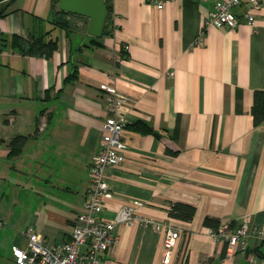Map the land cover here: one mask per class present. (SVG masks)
<instances>
[{"label":"crops","instance_id":"crops-1","mask_svg":"<svg viewBox=\"0 0 264 264\" xmlns=\"http://www.w3.org/2000/svg\"><path fill=\"white\" fill-rule=\"evenodd\" d=\"M51 1L12 0L0 16L6 37L50 29L56 40L49 56L0 46V264H16L10 246H24L27 226L47 244L68 237L105 132L101 83L127 99L100 216L129 205L158 227L115 224L98 264H163L166 226L178 229L167 264H264V239L248 234L244 250L226 252L203 223L264 228V121L249 111L264 89V0L233 27L203 26L217 0H110L115 26L102 36L87 33L86 16L54 26ZM232 9L240 17L243 6ZM15 134L28 137L9 154ZM172 201L192 204L191 218L169 216Z\"/></svg>","mask_w":264,"mask_h":264},{"label":"built area","instance_id":"built-area-1","mask_svg":"<svg viewBox=\"0 0 264 264\" xmlns=\"http://www.w3.org/2000/svg\"><path fill=\"white\" fill-rule=\"evenodd\" d=\"M261 0H217L203 17V26L233 27L239 20L248 24L253 18L252 8L259 6ZM243 6L238 17L232 7ZM157 7L161 4L157 3ZM125 47V45H124ZM106 116L103 122L105 132L100 139V148L94 154L89 166V180L85 188L82 208L72 220L68 237L64 240L47 244L42 235L31 226L23 232L24 246L12 244L10 252L16 264H98L100 253L107 249L113 239L112 229L115 224H126L136 220L144 226L158 227V223L146 216L138 215L132 206L118 207L111 217L100 216L102 200L111 195L110 186L105 178L107 166L117 164L123 159L124 142L121 129L126 123L123 105L126 95L112 83H101ZM1 223V221H0ZM207 231L217 240L225 243L226 252L234 247L246 248V236L252 235L256 240L264 239V228L254 227L247 232V219L242 217L234 224L220 222L216 228L207 227ZM178 237V229L166 226L162 238L161 261L167 264Z\"/></svg>","mask_w":264,"mask_h":264},{"label":"trees","instance_id":"trees-1","mask_svg":"<svg viewBox=\"0 0 264 264\" xmlns=\"http://www.w3.org/2000/svg\"><path fill=\"white\" fill-rule=\"evenodd\" d=\"M12 0H0V16H3L7 12V5ZM105 4V10L102 20V26L100 34L110 35L114 28L112 22V9L110 0H103ZM57 0H52L53 6L56 5ZM55 9V16L51 19L54 26L67 28L69 19L66 16H77L84 17V15L75 14L61 10L57 7ZM55 36L50 35V29L37 34H30L26 37L11 34L6 37L0 33V46L9 45L12 48L17 49L22 54H43L44 56H49L56 47ZM91 42L98 43L97 37H91ZM76 76V67L73 65L70 71L65 75L64 80H72ZM249 111L251 114L252 122L258 123L264 121V89H255L251 94V101L249 105ZM28 136L26 134H15L8 140L9 154L17 153L25 142ZM263 151H264V137H263ZM194 212V206L187 202L182 201H172L168 205L167 213L171 217L179 218L182 220H188L191 218ZM203 223L210 228H216L218 225L217 220L205 216L203 218Z\"/></svg>","mask_w":264,"mask_h":264},{"label":"water","instance_id":"water-1","mask_svg":"<svg viewBox=\"0 0 264 264\" xmlns=\"http://www.w3.org/2000/svg\"><path fill=\"white\" fill-rule=\"evenodd\" d=\"M61 10L87 17L86 31L91 35H99L105 10L103 0H57Z\"/></svg>","mask_w":264,"mask_h":264}]
</instances>
